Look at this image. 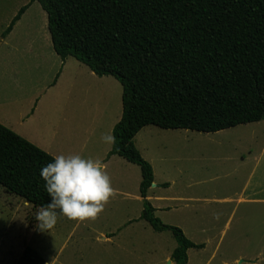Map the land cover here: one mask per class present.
<instances>
[{"label":"trees","instance_id":"1","mask_svg":"<svg viewBox=\"0 0 264 264\" xmlns=\"http://www.w3.org/2000/svg\"><path fill=\"white\" fill-rule=\"evenodd\" d=\"M47 17L53 51L121 86V118L107 154L140 170L139 220L171 233L173 264L201 249L162 224L147 200L151 165L134 145L146 126L214 134L264 120V0H30ZM53 157L0 125V187L33 208L49 200L40 177ZM162 187H167L163 184ZM25 245L14 264H44Z\"/></svg>","mask_w":264,"mask_h":264},{"label":"rangeland","instance_id":"2","mask_svg":"<svg viewBox=\"0 0 264 264\" xmlns=\"http://www.w3.org/2000/svg\"><path fill=\"white\" fill-rule=\"evenodd\" d=\"M29 2L0 0V32L7 29L4 23L14 8L20 9ZM43 18L46 15L40 5L32 3L19 30L11 36L18 42L16 46L41 47L40 35L46 28L41 23ZM70 61L79 64L73 58ZM28 69L32 70V80L27 84V93H33L37 83L51 79L48 74L44 76L43 69L41 72L29 65ZM68 71L71 77L50 99L51 119L54 123L57 117L60 119L51 143L57 147L61 142L74 143L73 154L93 156L92 145L101 147V135L112 134L120 120L122 89L112 77L75 78L73 70ZM53 127L46 131L49 133ZM253 142H257V151L263 147L264 120L216 134L146 126L135 136V147L151 165L156 184L153 183L158 185L148 192L147 199L158 209L156 217L162 224L180 229L191 242L205 243L201 250L187 251V264H264V210L240 205L232 212L234 203L202 201L210 196H224V177L236 175L244 168L239 147H251ZM135 167L136 172L129 176L110 178L112 187L118 186L122 191H114L95 219L77 222L58 217L48 232L37 228L38 209L0 187V264H14L25 245L35 249L44 264H166L176 243L170 232H154L139 220L143 207L139 196L141 176ZM228 219V229L223 234Z\"/></svg>","mask_w":264,"mask_h":264},{"label":"crops","instance_id":"3","mask_svg":"<svg viewBox=\"0 0 264 264\" xmlns=\"http://www.w3.org/2000/svg\"><path fill=\"white\" fill-rule=\"evenodd\" d=\"M18 9L19 8H14L13 12L8 16L4 23L6 28L20 10ZM26 15L27 10L14 24L11 32L5 37L2 36L4 31L0 32V125L53 158L61 154L73 155L72 146L74 143L69 144L68 142L69 145H65V142H63V144L61 142L59 143V146H61H58L59 148L56 145L53 146L51 143V138L57 135L56 125L60 119L57 117L56 123L51 119L49 109L51 105L50 99H54L56 95L54 93L58 92L59 94L61 91L59 87H62L64 84H62V82L67 81L69 77H71L68 71L69 69L73 70V77L75 78L78 76L95 78V75L86 67L89 70L88 72L81 63H79V65L70 61V58L65 59L64 62L59 59L52 48L47 30V17L46 19L43 18L41 22L46 26V28H44L45 33L40 35V41L42 40L40 43L42 44L40 45L41 47L24 45L22 48H19L16 46L18 42L15 41L14 38H11V36L15 34L16 30H19ZM10 42H12V45ZM28 65L31 69H41V72L44 70V76L48 74L51 77L49 82L47 80L37 83L36 86L34 85L33 93H27V84L31 83L32 80L29 73V71L32 70L28 69ZM59 67H61L60 71L58 70ZM103 79L106 80V77L99 78V80ZM51 82L53 83L52 86H50ZM50 126L54 127L48 133L46 130ZM253 144L254 145H251V147L247 145L239 147L238 151L240 150L239 154L241 155L240 161L244 164V168L239 170L238 166H236L237 170L242 172L231 176L226 175L224 177L225 184L223 185V191H226V193L223 194L224 196L220 199H214L211 196L202 198L205 204L211 202H219L224 205L234 203L235 206L232 212L235 211L236 206L240 205H251L255 206L256 210H264V145L257 151V142H253ZM111 145L102 142L100 147V145L96 143L91 147V151L94 149L93 156L90 154L85 158L99 160L103 165V170L110 178L119 179L122 176H129V174L136 172V165L130 164L122 158L117 156H112L109 159L106 158L111 150ZM83 146L87 145L84 143ZM62 148L65 149V151ZM157 187L158 185H156L155 188ZM113 189L114 191H122L118 186ZM153 189L154 188L148 189V192ZM148 192L147 199H149ZM227 194L237 195V198L234 199V196L231 197ZM209 195L214 194L212 193ZM154 209L155 216H157L158 209ZM165 210L168 211L169 208ZM229 219L224 225L225 228L222 230L223 234H225L228 229ZM195 245H202L201 249L205 247V243Z\"/></svg>","mask_w":264,"mask_h":264},{"label":"clouds","instance_id":"4","mask_svg":"<svg viewBox=\"0 0 264 264\" xmlns=\"http://www.w3.org/2000/svg\"><path fill=\"white\" fill-rule=\"evenodd\" d=\"M100 138L109 145L116 139L111 133ZM40 177L49 197L47 205L41 206L35 215L40 231L53 229L58 217L77 222L93 220L114 194L102 163L79 154L55 156L41 168Z\"/></svg>","mask_w":264,"mask_h":264},{"label":"water","instance_id":"5","mask_svg":"<svg viewBox=\"0 0 264 264\" xmlns=\"http://www.w3.org/2000/svg\"><path fill=\"white\" fill-rule=\"evenodd\" d=\"M155 187V185L154 184H152L151 185V188H154ZM240 263V262H239ZM166 264H172V261L169 259L168 261H166Z\"/></svg>","mask_w":264,"mask_h":264}]
</instances>
